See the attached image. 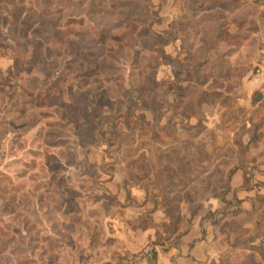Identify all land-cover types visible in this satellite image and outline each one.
Here are the masks:
<instances>
[{
    "label": "rangeland",
    "instance_id": "obj_1",
    "mask_svg": "<svg viewBox=\"0 0 264 264\" xmlns=\"http://www.w3.org/2000/svg\"><path fill=\"white\" fill-rule=\"evenodd\" d=\"M263 47L264 0H0V264L194 221L205 264H264Z\"/></svg>",
    "mask_w": 264,
    "mask_h": 264
},
{
    "label": "crops",
    "instance_id": "obj_2",
    "mask_svg": "<svg viewBox=\"0 0 264 264\" xmlns=\"http://www.w3.org/2000/svg\"><path fill=\"white\" fill-rule=\"evenodd\" d=\"M154 230L156 229H124L125 232L135 231V233L140 234L141 241H143L146 234L145 239L150 243H152L154 238ZM178 233V236L171 237L175 238L173 242L164 239V243H152L156 247L157 253L154 257L147 256L140 260L138 264H205L208 254L211 252L207 247L208 229H201L200 223L194 221L189 229H179ZM107 246L114 251L123 253L125 251L130 253L137 252L140 249L137 246H133L132 241L127 237L124 239L118 238L112 244L99 245L100 248H106ZM91 264H104V259L100 255Z\"/></svg>",
    "mask_w": 264,
    "mask_h": 264
},
{
    "label": "built area",
    "instance_id": "obj_3",
    "mask_svg": "<svg viewBox=\"0 0 264 264\" xmlns=\"http://www.w3.org/2000/svg\"><path fill=\"white\" fill-rule=\"evenodd\" d=\"M262 56L264 58V47L262 48ZM150 247H145L141 251L128 253L124 258L125 264H138V262L149 256Z\"/></svg>",
    "mask_w": 264,
    "mask_h": 264
},
{
    "label": "water",
    "instance_id": "obj_4",
    "mask_svg": "<svg viewBox=\"0 0 264 264\" xmlns=\"http://www.w3.org/2000/svg\"><path fill=\"white\" fill-rule=\"evenodd\" d=\"M263 97V94L262 93H258L255 98H262Z\"/></svg>",
    "mask_w": 264,
    "mask_h": 264
}]
</instances>
